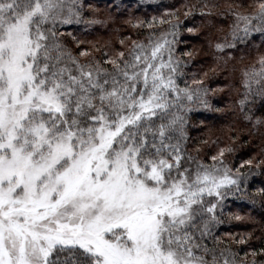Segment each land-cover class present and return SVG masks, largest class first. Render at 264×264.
Segmentation results:
<instances>
[{"label":"snow or ice","instance_id":"6c2138e0","mask_svg":"<svg viewBox=\"0 0 264 264\" xmlns=\"http://www.w3.org/2000/svg\"><path fill=\"white\" fill-rule=\"evenodd\" d=\"M99 12L90 0H0V264H264L251 233L216 232L264 159L230 166L236 135L210 163L189 151V113L222 112L212 97L223 89L207 72L187 79L183 57L195 53L177 47L199 13L220 33L209 39L217 62L242 53L226 87L250 135L264 136V0H196L126 21L147 34L119 49L66 30L105 24Z\"/></svg>","mask_w":264,"mask_h":264},{"label":"trees","instance_id":"16d2710c","mask_svg":"<svg viewBox=\"0 0 264 264\" xmlns=\"http://www.w3.org/2000/svg\"><path fill=\"white\" fill-rule=\"evenodd\" d=\"M90 2L100 9L97 14L98 18L105 20L106 23L90 28L85 25H72L66 30L73 32L80 40L94 42L101 47L107 46L109 49L113 47L119 49L121 38L132 36L144 39L147 34V29H133L126 21L134 22L137 18L149 20L154 15H163L166 9L179 8L185 2L195 3L196 0H90ZM211 2L223 4L224 0H211ZM109 14H111V19L108 18ZM206 24V19L199 13L185 20L184 30L180 37L181 43L177 47L180 53L189 50L195 53L190 60L188 57H183L184 60L189 61L185 69L188 74L187 79L191 80L193 73L196 74V78H201L207 72L206 85L212 89H223L212 97L213 104L223 111H205L198 108L189 113L188 149L196 154L195 150L198 148L200 157L210 163V157L215 155L220 147L233 143L230 137L236 135L239 139L234 144L235 151L227 156L229 165L236 168L248 159L255 158V161L264 159V136L260 133L250 135L249 123L243 121L232 107L236 100V92L226 87L233 80L232 65L236 64L239 67V56L242 53L234 52L237 59L230 61L227 68L224 67L223 61L217 62L212 54L214 50L209 47V39H214L220 33L216 28L209 29ZM188 27H196L198 32L188 33L186 31ZM68 40L75 47L71 37H68ZM254 43H260L259 35L256 36ZM84 46L90 45L86 43ZM246 62H248L247 57ZM214 67L216 71L213 73L210 70ZM255 115H264V107L257 105ZM242 170L247 171L248 166L246 165ZM260 188H264V170L254 169L249 177L247 189L242 186L241 193L227 197L222 217L224 223L217 227V235L229 239L224 236L225 233H251L250 245L256 248L264 246V206L257 195ZM245 192L248 195H254L256 202L253 203L248 199ZM230 213L240 214L246 219L237 221L231 217Z\"/></svg>","mask_w":264,"mask_h":264}]
</instances>
